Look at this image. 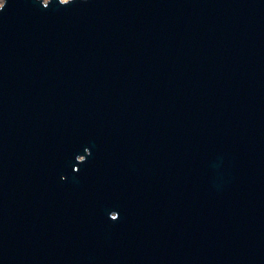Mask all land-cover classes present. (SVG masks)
<instances>
[{
    "label": "water",
    "instance_id": "95a60500",
    "mask_svg": "<svg viewBox=\"0 0 264 264\" xmlns=\"http://www.w3.org/2000/svg\"><path fill=\"white\" fill-rule=\"evenodd\" d=\"M0 264H264V0H3Z\"/></svg>",
    "mask_w": 264,
    "mask_h": 264
},
{
    "label": "rangeland",
    "instance_id": "374dc122",
    "mask_svg": "<svg viewBox=\"0 0 264 264\" xmlns=\"http://www.w3.org/2000/svg\"><path fill=\"white\" fill-rule=\"evenodd\" d=\"M3 0H0V5L2 4Z\"/></svg>",
    "mask_w": 264,
    "mask_h": 264
}]
</instances>
